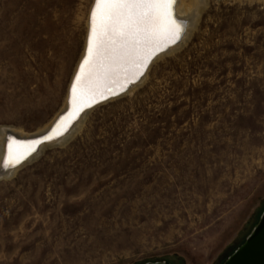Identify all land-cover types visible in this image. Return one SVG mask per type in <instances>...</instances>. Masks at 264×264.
I'll use <instances>...</instances> for the list:
<instances>
[{
    "label": "rangeland",
    "instance_id": "obj_1",
    "mask_svg": "<svg viewBox=\"0 0 264 264\" xmlns=\"http://www.w3.org/2000/svg\"><path fill=\"white\" fill-rule=\"evenodd\" d=\"M91 2L0 0L7 135L59 113ZM201 9L141 84L0 178V264H223L244 242L264 211V0Z\"/></svg>",
    "mask_w": 264,
    "mask_h": 264
},
{
    "label": "snow or ice",
    "instance_id": "obj_2",
    "mask_svg": "<svg viewBox=\"0 0 264 264\" xmlns=\"http://www.w3.org/2000/svg\"><path fill=\"white\" fill-rule=\"evenodd\" d=\"M172 2L173 0H95L90 12L88 57L81 66V73L76 77L77 83L72 89L74 104L77 84L86 86L97 61L106 53L107 44L111 45L114 53H118L112 57L114 62L143 63V53L148 48L154 45L158 47L169 39L179 37L182 27L172 17ZM14 143L9 142L10 159L13 158Z\"/></svg>",
    "mask_w": 264,
    "mask_h": 264
},
{
    "label": "water",
    "instance_id": "obj_3",
    "mask_svg": "<svg viewBox=\"0 0 264 264\" xmlns=\"http://www.w3.org/2000/svg\"><path fill=\"white\" fill-rule=\"evenodd\" d=\"M175 1L176 0H173L171 4V14L173 19H175L182 27L179 37L176 38L175 40H170L166 44L158 47L153 52H151L148 55V57L145 59L143 64L141 65L139 71L135 73V75L132 76L130 79H128L126 82H124L122 85L119 86L112 84L107 85V87L103 92H100L99 94L96 95V97L92 98L87 103L81 105L78 108V110H75L73 112L72 110L73 85L76 84V77L79 75L81 66L83 65L85 59L88 56V48H89V42L91 36L90 13H89V18H88L89 28L87 32L86 46H85L84 54L80 59L76 67V71L69 84L66 109L57 116V118L51 124L49 129L42 135H39L37 137H30V138H17L12 134H8L6 138L5 152L2 160V165L5 167V170L20 166L21 164L26 162L27 159L37 151V147L40 144L48 143L60 139L69 131V129L73 126V124L77 121V119L84 111L93 109L94 107L100 104H103L107 101H110L127 93L128 90L133 85H136L145 75L146 71L150 67L155 57L164 54L171 47L178 44L186 32L187 24L183 19H178L174 17L173 8ZM94 2L95 0L93 1L90 12L94 6ZM45 137H51V138L45 139ZM10 141H14L16 144H28L29 146L28 151L30 150V152L24 154L18 159H14L13 161L9 160L7 157L9 153L8 146ZM143 264H166V263L163 261H154V262H146ZM223 264H264V211L262 212L257 225L245 238L244 242L240 246H238L225 259Z\"/></svg>",
    "mask_w": 264,
    "mask_h": 264
},
{
    "label": "bare ground",
    "instance_id": "obj_4",
    "mask_svg": "<svg viewBox=\"0 0 264 264\" xmlns=\"http://www.w3.org/2000/svg\"><path fill=\"white\" fill-rule=\"evenodd\" d=\"M93 1L90 3V6H92ZM205 0H176L175 4H174V17L178 18V19H183L187 26H186V32L184 34V36L182 37L181 41L176 44L175 46L171 47L167 52H165L164 54H169L171 52H173L174 50L178 49L187 39L188 35L190 34L191 30L194 28V26L196 25V23L199 20V16L201 13V6L204 4ZM89 6V10L87 12V19H86V34L88 32V28H89V22H88V14L90 13V9L91 7ZM170 11H171V7H170ZM86 38L87 35L85 36V40H84V45H83V50L81 53V56L79 58H82L83 54H84V50H85V46H86ZM171 39H169L167 42H169ZM162 43L160 46L166 44ZM158 46V47H160ZM157 46H153L151 48H148L144 53H143V59L145 61V59L148 57V55L153 52L155 49L158 48ZM164 54L159 55L157 57H155L153 59V63L156 62L160 57H162ZM113 55H118V53H114L111 50V45L107 44L106 45V53L104 55L101 56V58L97 61L94 70L92 71L90 77L88 78L87 82H86V86L85 87H81L77 84V90H76V102L75 104L73 103V97H72V110L73 112L75 110H78V108L87 103L89 100H91L92 98L96 97L97 94H99L100 92H103L105 90V88L107 87V85H122L124 82H126L128 79H130L132 76L135 75V73H137L141 67V65L143 63H134L131 61H125V62H114L113 60ZM88 57V56H87ZM78 61V63H79ZM77 63V65H78ZM152 63V64H153ZM76 65V67H77ZM84 65V63H83ZM76 67L74 69V72L71 76V79L76 71ZM85 74L87 75V66L85 65ZM149 70V69H148ZM147 72L145 73V75L141 78V80L136 84L133 85L128 92L132 91L137 85L141 84V82H143V80H145L146 76H147ZM80 73H81V69H80ZM79 73V75H80ZM69 80V84L70 81ZM77 83V82H76ZM69 84H68V88H69ZM68 88L66 91V95H65V99H64V104L62 105L59 113L41 130L37 131L36 134H27L24 133L22 130H12V132H14V136H16L17 138H30V137H37L39 135H42L43 133H45L49 127L51 126V124L54 122V120L57 118V116L62 113L66 107H67V97H68ZM91 110V109H90ZM90 110H86L84 111L80 117L77 119V121L73 124V126L69 129V131L62 136L60 139L58 140H54L48 143H43L40 144L37 147V151L35 153H37L42 147L46 146V145H50V144H54V143H59L61 141H63L65 139V136L72 130V129H77L81 126L82 120L85 117V115L90 111ZM67 119V118H66ZM6 138H7V130L5 128H2L0 130V178L1 177H7L9 176L11 173H13L19 166L17 167H13L10 169L5 170V167L2 165V160H3V156H4V152H5V145H6ZM29 146L28 144H13V158H9V153H8V159L13 161L14 159H18L19 157L23 156L24 154H27L28 152H30V150L28 151ZM34 154H32L28 159L30 160L31 157H33Z\"/></svg>",
    "mask_w": 264,
    "mask_h": 264
}]
</instances>
